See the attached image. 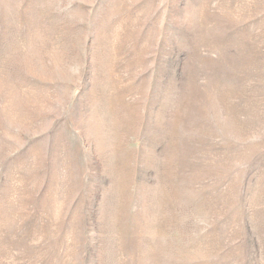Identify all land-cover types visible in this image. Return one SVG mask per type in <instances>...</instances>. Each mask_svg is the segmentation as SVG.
I'll list each match as a JSON object with an SVG mask.
<instances>
[{
  "label": "rangeland",
  "instance_id": "374dc122",
  "mask_svg": "<svg viewBox=\"0 0 264 264\" xmlns=\"http://www.w3.org/2000/svg\"><path fill=\"white\" fill-rule=\"evenodd\" d=\"M0 264H264V0H0Z\"/></svg>",
  "mask_w": 264,
  "mask_h": 264
}]
</instances>
